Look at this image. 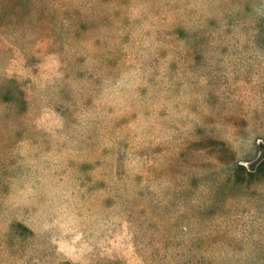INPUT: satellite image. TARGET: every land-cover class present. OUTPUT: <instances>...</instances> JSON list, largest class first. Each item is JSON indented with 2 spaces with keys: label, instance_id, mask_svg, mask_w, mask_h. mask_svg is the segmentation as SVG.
Returning a JSON list of instances; mask_svg holds the SVG:
<instances>
[{
  "label": "rangeland",
  "instance_id": "rangeland-1",
  "mask_svg": "<svg viewBox=\"0 0 264 264\" xmlns=\"http://www.w3.org/2000/svg\"><path fill=\"white\" fill-rule=\"evenodd\" d=\"M264 0H0V264H264Z\"/></svg>",
  "mask_w": 264,
  "mask_h": 264
},
{
  "label": "trees",
  "instance_id": "trees-1",
  "mask_svg": "<svg viewBox=\"0 0 264 264\" xmlns=\"http://www.w3.org/2000/svg\"><path fill=\"white\" fill-rule=\"evenodd\" d=\"M260 153H261V156L264 158V145L260 146Z\"/></svg>",
  "mask_w": 264,
  "mask_h": 264
}]
</instances>
